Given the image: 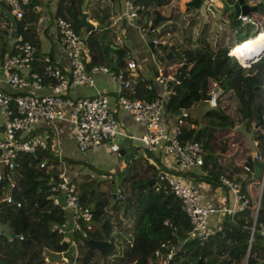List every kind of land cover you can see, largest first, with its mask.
Returning <instances> with one entry per match:
<instances>
[{
  "label": "trees",
  "instance_id": "16d2710c",
  "mask_svg": "<svg viewBox=\"0 0 264 264\" xmlns=\"http://www.w3.org/2000/svg\"><path fill=\"white\" fill-rule=\"evenodd\" d=\"M62 1L59 0L60 3ZM80 1L70 0L72 5L68 7V11L70 8L75 9V3ZM136 1L146 8H155L167 0ZM60 11L61 6H58V12ZM144 13H147V10ZM178 16L177 12L174 13L168 17L166 23L154 31L164 21L157 22L153 26L154 32L152 31L158 38V57L161 58L168 50L171 51L163 66L172 65V72L177 80L171 84L170 92L164 100V109L173 114L178 106L181 109H189L200 100L201 94L209 93L214 85H218L220 92L215 98V106L208 108L203 114L204 124L202 121L198 128L192 127L196 120L188 114L182 117L179 125L180 139L201 142L204 153L200 166L206 168L207 157L211 155L205 150L209 149L218 137L229 135L230 142L241 140V153L249 152L244 138L239 133L232 134V127L243 120L242 110L245 107L248 109L247 126L251 121L255 123L262 119L264 115V53L249 63L261 49L264 30L250 37L248 27L245 26V35L235 32L240 34L234 40H225L221 36L215 39L212 45V19L210 22L200 23L191 16L179 26L176 24ZM207 16L211 17L208 13ZM5 24L8 29L9 20ZM20 24L18 23L19 34L37 47V41L27 37ZM227 24L230 30H238L242 25L238 19L232 20L230 17ZM262 24L264 29V19ZM245 25L251 26L250 23ZM173 30H176L177 34L171 39ZM87 31L86 67L96 64L110 67L112 64L110 69L117 70L125 66L127 58L124 54L127 51L124 47L111 48L112 59L108 57V48L102 52L107 42L105 31L98 32L96 28ZM6 33L7 30L5 35ZM230 47L232 52L237 53L240 66L249 64L243 68L239 67L234 56L228 54ZM50 63V59L44 60L40 57L33 62L32 67L34 71L43 73L44 66ZM43 79L47 81L46 77ZM157 95L151 79L142 77L134 81L132 91L127 93L129 97L146 100H151ZM224 100H234L235 107L228 111L227 106L220 107ZM253 139L258 141L261 156L264 158L263 121L254 130ZM145 153L152 157V160L134 155L129 157L128 170L117 185L122 197L115 194L112 199L114 189L107 195L102 192L94 194L93 188H83V182L79 184V201L91 210L92 226L90 230H79L73 234L56 231L55 226L62 223L67 214L63 208L50 202L46 185L50 174L55 175L62 171L63 162L80 164L83 161L68 157L60 159L57 154L52 153L49 143L45 149L18 153L12 168H0V264H45L43 251L63 250L67 247L69 239H73L76 244L77 264H158L153 251L160 241H168L174 251L166 260V264H264V235L260 233L258 224L264 223V206L261 204L264 183L257 207L255 200L248 197L246 187L248 183H254L253 186L256 187L259 178L251 177L248 181L241 177L234 178L238 183V190L246 198L242 208L237 209L232 216L227 214V219L237 227H230L222 220L223 233L216 232L200 242L185 237L189 220L181 210L178 198L168 190L165 183L155 184L157 187L154 184L147 186L146 181L155 179L157 171L166 169L156 157ZM41 161H44L43 166H39ZM223 173L218 167L207 179L219 184L218 176ZM87 179L91 180L85 173H77L72 177L74 182ZM8 193L13 198L11 203L5 201ZM15 201H19L20 205L16 206ZM164 219L169 221L170 227L162 225ZM171 227L175 228L173 233ZM19 235L23 237L20 238ZM88 238L105 239L113 248L111 251L100 252L88 245Z\"/></svg>",
  "mask_w": 264,
  "mask_h": 264
},
{
  "label": "built area",
  "instance_id": "2783aa9c",
  "mask_svg": "<svg viewBox=\"0 0 264 264\" xmlns=\"http://www.w3.org/2000/svg\"><path fill=\"white\" fill-rule=\"evenodd\" d=\"M30 1L0 0V20L4 22L7 20L9 22L10 20L20 21ZM208 2L215 3V0H208ZM122 6L123 9L118 17L122 16L133 21L139 31L150 32L153 30L154 25L151 29L149 28L152 18L144 13L146 7L142 3L136 0H122ZM237 19L243 23H256L248 14H238ZM54 23L59 41L68 59L66 70L46 64L43 73L34 71L32 64L36 60V46L24 39L18 31L15 38L11 39L9 53L2 59V70L0 68V168H12L18 153L33 152L36 149L48 147L47 139L31 132L36 121L69 123L75 131L77 149L84 151L91 150L105 142L108 144V152L118 155L117 139L119 136L129 139L136 138L144 152L150 153L153 157L170 159L178 170L177 172L172 169L157 171L153 184L165 183L168 190L178 198L180 208L189 220L185 237L203 242L216 232L223 233L222 219L213 226L209 222V218L220 210L208 202H202L198 190L181 173L191 167L200 166L204 153L200 141L179 138V125L182 122V117L188 115L187 109H180L179 114L175 115L172 126H167L162 121L165 112L164 100L170 92L171 84L177 82L174 74L160 68L157 70L154 80L159 86V91H156L158 95L155 98L146 100L129 97L127 93L132 91V82L128 71L136 68V62L128 55V52L124 54L127 58L125 66L117 70H111L110 67L102 64L86 67L88 54L85 37L73 31L71 21L68 19L57 15L54 18ZM149 40L152 41V44L158 43V38L155 36ZM234 56L239 64L240 59L238 56ZM94 71L107 74L115 82L116 104L119 108L130 113L133 120L141 126L140 136L134 137L120 130L114 109L105 93L96 91L92 95H81L75 98L65 96L70 85L91 84ZM43 77H46L47 81H44ZM2 82L9 86L10 91L4 90ZM44 83L50 87L51 91L44 94L35 92ZM210 96L216 95L210 92ZM252 155L254 158H258L255 152ZM43 165L44 161H41L39 166ZM262 167L264 176V159ZM244 169L247 170V167ZM218 180L221 187H226L233 193L238 190L237 182L231 181L226 175L220 174ZM79 184L72 181V177L65 175L62 171L55 175L50 174L47 179L46 190L50 202L63 208L67 214L65 220L55 226L57 232L73 234L75 231L91 229L92 212L87 205H83L79 201ZM262 184L263 181L260 184L261 189ZM115 194L122 197L118 189ZM260 194L261 190L256 198V207ZM237 197L239 199L242 197L239 200L238 209H240L245 204L246 198L241 194ZM5 201L7 203L13 201L11 194L8 193L5 196ZM15 205L19 206L20 202L15 201ZM236 210L237 208H229L223 211L232 216ZM161 223L166 228L170 227L167 219L162 220ZM258 224L260 233L264 235V223ZM174 230L175 228L171 227V233ZM19 237L21 238L23 235H19ZM74 247L76 248L75 241L69 239L67 247L57 251L60 253L58 261H48L43 255L45 264H75L72 255L76 251ZM173 253V248L168 241H160L153 251V256L166 264V260Z\"/></svg>",
  "mask_w": 264,
  "mask_h": 264
},
{
  "label": "crops",
  "instance_id": "0c3cea01",
  "mask_svg": "<svg viewBox=\"0 0 264 264\" xmlns=\"http://www.w3.org/2000/svg\"><path fill=\"white\" fill-rule=\"evenodd\" d=\"M186 1L187 0H167L166 3L156 6L152 9V11H150L149 7H147L145 10H147L146 14L148 15V17H154V10H157L162 16L165 17L163 19L157 20V22H164L160 24L158 23L159 25L154 29V31H156L161 27V25L166 23L168 17L172 16L176 12L184 13L182 15H179L180 18L184 20L187 17L189 18L191 16H194L200 23L204 21L210 22L212 18L207 16L204 6H201L197 14H194L193 7L190 5H185ZM247 1L248 4L252 5L257 0ZM29 3L30 4L27 5V8L24 11L23 18L18 21V23H21L20 25L23 27V30L25 31V35L27 37L33 38L37 41L36 59H40V57L42 59L48 58L50 59L51 65L57 66L61 70H66L68 68V59L59 41L54 18L57 15H60L71 21L73 14L76 16H80L81 12H84L86 15V19L94 25L93 28H96L98 32L105 31V41L107 42L105 43L106 46L104 45L103 48L104 51L108 48V57H113L111 48L124 47L128 52V55H130V57L135 60L136 68L132 71H128V76L131 79L132 85L134 81L139 77L147 78L151 79L154 89L156 91H159V86L155 82L154 78L157 74V70L164 67V61L161 63L159 61L160 58L158 57V55L160 54V50L156 48L158 43L152 44L153 50H151L147 45V41L151 37H154V31L152 30L153 32L150 31L149 35H146V32L139 31L138 28L135 27L133 21L127 20L122 16L118 17L123 9L122 0H81L80 3H75V9L70 8V11H68V7L72 5L70 0H63L61 3L59 2V0H31ZM215 3L218 4V0H215ZM81 4L83 7L82 9H80ZM58 6H61L60 13L58 12ZM252 14H257L258 16L259 14L264 15L257 12H251L248 15L251 16ZM229 17L230 16L225 15V23L224 25H222L221 29L217 28L214 20L212 19V22L214 24L212 37L213 39H211L212 45L214 44L215 39H217L218 37L222 36L225 40H234L235 37H237L241 33H235L236 31L234 29L230 30L228 28L227 23ZM18 23L16 22L17 26ZM240 23L242 24V22ZM156 24L157 23H155L154 25ZM176 24L181 26L177 21ZM5 27V22L3 20H0V68L2 65V59L9 53L11 46V39L9 38L10 27L8 29H6ZM78 28L82 29L81 36L85 37L88 33V29H86L84 26ZM6 30L7 33L5 35ZM225 36H228V38H225ZM206 39H209V35L206 36ZM155 48L156 53L154 52ZM230 53H233L237 56V53L232 52L231 49ZM172 68V65L164 67L165 72H171L173 70ZM149 70L152 73L151 75L148 74ZM2 87L4 88V90L10 91L9 86L6 83L2 82ZM115 89V82L112 81L107 74L101 71H94L93 82L91 84L85 86L70 85L66 91L65 96L67 98H75L81 95H92L96 91L105 93L106 95H108L110 105L114 109L120 130L123 133L132 135L134 137L140 136L142 133L141 126L133 120L130 113L117 106ZM50 91V87L46 83H44L42 87L35 92L44 94L49 93ZM208 108L210 107L208 106L207 102L199 100L187 110L189 115L194 117V119L196 120L195 124L191 125L192 127L198 128L202 121V124H204L203 114ZM174 120L175 115L165 110L162 116L163 123L167 126H172L174 124ZM262 121L264 122V115L262 117ZM251 123L252 125L254 124L253 122ZM259 125L256 128H258ZM31 132L47 139L52 153L57 154L60 159L62 157L78 159V156H72V152H74V148L76 147L74 133L75 131L69 123L63 121H36ZM65 142L71 146L70 149L66 148V146L64 145ZM117 142L119 148H124L125 153L131 151L130 156H140L142 154L143 158L152 160V157L148 156L141 148L139 141L136 138L129 139L127 137L119 136ZM241 142V140H238L237 142H230L229 135L218 137L212 142V144L210 145L211 147L205 150L206 153H209V155H211V157H207L206 168L201 166H194L189 170H185V172H181L187 178V180L198 190L200 200L202 202H208L215 208L220 210L209 218L211 226L215 225L218 220L222 219L224 209H238L239 207V198L235 195V193H233L226 187H221V185L214 180L207 179L213 174V171L215 169L219 167L224 172V175L227 174V177L229 175L231 181H234L235 177H241L247 181L251 177L259 178L258 181L262 180V166L264 158H262L261 156L262 153L258 141L256 139H253L254 152L258 155V158H254L250 150L248 153L246 152L242 154ZM101 147L105 149L106 153H109L108 144L104 142L95 147V149H91L90 153L94 155L93 158L97 153L100 152ZM116 156L118 158L110 160L109 163H107V167L103 169L109 170L111 172L122 169L124 164V156ZM156 158L165 169L177 170L175 164L170 159L166 157ZM212 162H214V165H212ZM261 164L262 166H260ZM79 165L80 164H77V166ZM244 167H247V170H245ZM257 168H259V175L258 177H254L253 174L255 173ZM69 173V177H73L76 175L72 172ZM253 184L254 183H248L246 187L248 197H251L255 200L257 193H255L254 191L257 192V187L253 186Z\"/></svg>",
  "mask_w": 264,
  "mask_h": 264
},
{
  "label": "water",
  "instance_id": "95a60500",
  "mask_svg": "<svg viewBox=\"0 0 264 264\" xmlns=\"http://www.w3.org/2000/svg\"><path fill=\"white\" fill-rule=\"evenodd\" d=\"M247 0H232L231 2L228 0H218V4L208 2V0H187L185 2V5H190L193 7V13L197 14L201 8V6H204L206 14L208 13L211 18L214 20L217 28L221 29L222 25L225 23V15L230 16L231 19H236L238 14H249L251 12H257V13H262L264 14V0H257L254 4L250 5L247 3ZM28 3L27 5H29ZM82 4L80 6V9H82ZM154 17L151 20V25L150 29L152 28V25L157 23L158 19H163L165 18L162 16L157 10H154ZM10 31H9V38L14 39L15 36L17 35V25L14 20H10ZM71 25L72 29L75 33H77V29L80 26H84L86 29H92L94 25L90 23L86 19V15L84 12H81L80 16L72 15L71 19ZM257 32V31H255ZM254 32V33H255ZM146 35H149V31L146 32ZM147 45L150 47L151 50H153L152 46V41L148 40ZM106 46V45H105ZM260 51L250 59V62H252L254 59L259 57L262 53H264V44L261 45ZM104 51V48L102 49V52ZM171 55V51L168 50L167 53L159 59L160 63L168 59ZM112 67V64L109 65ZM179 76H181L179 74ZM218 85H214L213 88L211 89L212 93L218 94ZM200 100L207 102L208 106L211 108L215 106V97L210 96L209 94H201ZM180 112V107L178 106L177 109L174 111V114H179ZM242 116L243 120L239 125H235L232 127V133H239L242 135V137L245 140V143L248 147V149L253 153L254 152V143H253V135H254V129L262 122V119H259L257 122H255L252 127L248 128L247 126V119H248V109L245 107L242 110ZM131 151H128L125 153L124 148L120 147L118 149V156H124V164L122 169L115 171V172H110L109 177L112 176H124L128 170V162H129V157H130ZM259 175V168L256 169L255 173L253 174L254 177H258ZM154 178H150L149 180L146 181L147 186L149 187L151 184H153ZM235 195L238 196L240 195V191L237 190L235 192ZM115 197V193H112V199ZM242 197H240L239 200H241ZM222 220L229 225L230 227L236 228L237 226L229 221L227 219V214L226 211L223 212L222 214ZM87 243L91 248H94L100 252L102 251H111L112 250V245L109 241L105 239H95V238H88ZM44 255L46 256V259L48 261H58L60 259V253L57 251H52L49 249H45Z\"/></svg>",
  "mask_w": 264,
  "mask_h": 264
},
{
  "label": "rangeland",
  "instance_id": "374dc122",
  "mask_svg": "<svg viewBox=\"0 0 264 264\" xmlns=\"http://www.w3.org/2000/svg\"><path fill=\"white\" fill-rule=\"evenodd\" d=\"M152 9H153L152 7H149L150 11H152ZM178 14L182 15L184 13H178ZM263 16L264 15H261V14H259V16L257 14H252L251 17L253 18V20L255 22H257V24H251V26H247L245 24H248V23H243L242 22L241 28L238 29V30L235 29V31L236 32H241L242 35H245V26L248 27V35L249 36L253 35L254 32L257 29L263 31L264 30L263 29V24H262V21L264 19ZM185 20L181 19L180 16H178L177 22L180 23V25H183ZM78 33L81 36L82 29L78 28ZM176 34H177V31L173 30L172 34H171L172 35L171 39L176 37ZM225 38H228V36H225ZM148 74L149 75L152 74L150 70H149ZM219 106L222 107V108L224 106H227V109H226L227 111L228 110H232L235 107V101L231 100L229 102H226V100H224V101H222L220 103ZM251 122L254 123V121H251ZM251 122L248 125V128L252 127V123ZM64 145L68 149L71 148V146L68 145L66 142L64 143ZM90 152H91V150H85L84 151V150H79V149H77L75 147L74 148V152H72L73 153L72 156H78V160H82L83 162L80 163L79 166H77V164L63 162L62 163V172L65 175H67V176H69V174H70L69 172H72L73 174H77V172L88 174L91 180L87 179V180L79 181L78 183L83 182L82 183V187L83 188H93L94 194L102 192L104 195H107V194L111 193L113 189H114L113 192L116 193L117 185L119 184V181H120L121 177L118 176V175L109 177L110 175L108 174V172L110 173L111 171L105 170L103 168L107 167V163H109L110 160L117 159L118 157L115 154H113V153H110V154L106 153V151H105V149L103 147L100 148V152L97 153L94 158H93L94 155L92 153H90ZM140 156L143 158L142 154ZM102 170H104V171H102ZM262 181L264 183V180H262ZM262 181L261 180L259 181V188H258V185L256 186L257 187V189H256L257 190V192H256L257 195L260 192V190L262 191L261 185H260ZM78 190H79V186H78ZM257 195L255 197V201H256ZM261 204H264V194L261 197ZM75 249L76 248L74 247V250ZM72 255L74 257V263L77 264V262H76L77 249H76V251H74L72 253ZM157 263L158 264H164L163 261L160 260V259H157Z\"/></svg>",
  "mask_w": 264,
  "mask_h": 264
},
{
  "label": "clouds",
  "instance_id": "9594fccd",
  "mask_svg": "<svg viewBox=\"0 0 264 264\" xmlns=\"http://www.w3.org/2000/svg\"><path fill=\"white\" fill-rule=\"evenodd\" d=\"M78 33V32H77ZM231 48V47H230ZM229 51H230V49L228 50V54H230L229 53ZM230 55H233L232 53L230 54ZM234 56V55H233ZM235 59H236V61H237V58L236 57H234ZM237 63V62H236ZM251 63V62H250ZM237 65L239 66V67H241L238 63H237ZM245 66H247V65H245ZM245 66H243V67H245ZM243 67H241V68H243ZM162 69H164V67H162ZM165 70V69H164ZM171 73H173L172 71H171ZM211 92V91H210ZM210 92L209 93H207V94H209L210 95ZM220 92V89H218V93ZM216 96L218 95V94H215ZM216 96H214L215 98H216ZM201 101V100H200ZM181 109V108H180ZM188 110V109H187ZM189 114V113H188ZM175 115V114H174ZM177 115V114H176ZM263 185V184H262ZM255 203H256V201H255Z\"/></svg>",
  "mask_w": 264,
  "mask_h": 264
},
{
  "label": "bare ground",
  "instance_id": "6f19581e",
  "mask_svg": "<svg viewBox=\"0 0 264 264\" xmlns=\"http://www.w3.org/2000/svg\"><path fill=\"white\" fill-rule=\"evenodd\" d=\"M260 31H261V30H258V32H260ZM258 32H255V34L258 33ZM255 34H254V35H255ZM254 35H253V36H254ZM250 37H251V36H250ZM248 38H249V37H248ZM244 40H245V39H244ZM261 43L264 44V35L261 37ZM234 46H235V45H234ZM231 48H232V47H231ZM231 48H230V49H231ZM241 62H242V61H241ZM249 63H250V62H249Z\"/></svg>",
  "mask_w": 264,
  "mask_h": 264
}]
</instances>
